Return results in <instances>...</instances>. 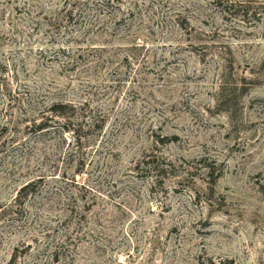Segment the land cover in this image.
Returning a JSON list of instances; mask_svg holds the SVG:
<instances>
[{"label":"rangeland","instance_id":"1","mask_svg":"<svg viewBox=\"0 0 264 264\" xmlns=\"http://www.w3.org/2000/svg\"><path fill=\"white\" fill-rule=\"evenodd\" d=\"M0 264H264V0H0Z\"/></svg>","mask_w":264,"mask_h":264},{"label":"trees","instance_id":"2","mask_svg":"<svg viewBox=\"0 0 264 264\" xmlns=\"http://www.w3.org/2000/svg\"><path fill=\"white\" fill-rule=\"evenodd\" d=\"M73 105L69 104L68 102H64V101H56L54 103H52L51 105H49L47 107V109H45L43 112V118L40 119V121L38 123H34L35 126V130L36 131H44L49 125H51L50 123V118L53 116H61L64 118H70L71 117V113L69 112V110H67L68 107H72ZM46 111H49V114L46 113ZM65 126V125H64ZM63 126V127H64ZM75 130L78 132V135L80 137V133L79 131L75 128ZM78 137V138H79ZM30 182H28L25 186L29 185Z\"/></svg>","mask_w":264,"mask_h":264}]
</instances>
